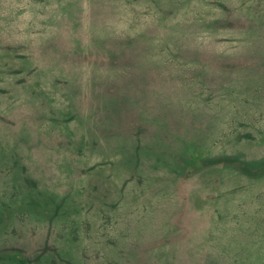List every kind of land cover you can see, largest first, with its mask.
I'll use <instances>...</instances> for the list:
<instances>
[{"label": "rangeland", "instance_id": "obj_1", "mask_svg": "<svg viewBox=\"0 0 264 264\" xmlns=\"http://www.w3.org/2000/svg\"><path fill=\"white\" fill-rule=\"evenodd\" d=\"M0 264H264V0H0Z\"/></svg>", "mask_w": 264, "mask_h": 264}]
</instances>
